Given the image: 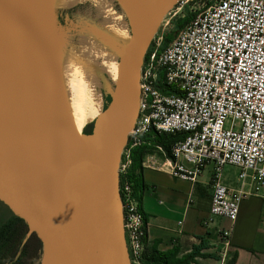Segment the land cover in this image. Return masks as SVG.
I'll list each match as a JSON object with an SVG mask.
<instances>
[{"label": "water", "instance_id": "95a60500", "mask_svg": "<svg viewBox=\"0 0 264 264\" xmlns=\"http://www.w3.org/2000/svg\"><path fill=\"white\" fill-rule=\"evenodd\" d=\"M179 0H122L131 39L110 101L66 163L69 125L46 0H0V204L42 247L43 264H130L118 164L137 117L139 69Z\"/></svg>", "mask_w": 264, "mask_h": 264}, {"label": "built area", "instance_id": "2783aa9c", "mask_svg": "<svg viewBox=\"0 0 264 264\" xmlns=\"http://www.w3.org/2000/svg\"><path fill=\"white\" fill-rule=\"evenodd\" d=\"M187 3L196 4L190 9L195 15L166 46V32L158 29L144 54L137 117L118 164L130 264H145V218L126 176L132 150L145 135L182 137L168 151L157 146L144 155L142 169L195 183L201 171L212 165L205 226L214 217L234 222L241 200L264 188V0H179L177 4ZM226 166L237 169L236 188L223 183ZM229 237V229L219 231L222 263Z\"/></svg>", "mask_w": 264, "mask_h": 264}, {"label": "crops", "instance_id": "0c3cea01", "mask_svg": "<svg viewBox=\"0 0 264 264\" xmlns=\"http://www.w3.org/2000/svg\"><path fill=\"white\" fill-rule=\"evenodd\" d=\"M138 201L145 218V243L155 244L158 251L176 250L177 256L189 253L201 240L206 244L203 254L193 264H264V188L239 203L237 218L214 217L207 226L211 189L206 183L173 178L155 170L143 169ZM223 183L238 186L237 179ZM198 202V206H197ZM196 208H200L197 213ZM230 230L227 258L222 263L219 252L224 248L219 231Z\"/></svg>", "mask_w": 264, "mask_h": 264}, {"label": "bare ground", "instance_id": "6f19581e", "mask_svg": "<svg viewBox=\"0 0 264 264\" xmlns=\"http://www.w3.org/2000/svg\"><path fill=\"white\" fill-rule=\"evenodd\" d=\"M83 2H90L94 7H97L101 9L103 12H105L106 16L108 14V16L110 15L111 17H114L120 20L121 14H123L127 18V11H126L125 5L122 2V0H117V5L120 7L121 13L116 12L114 7L106 0H46L48 13L51 16H52L54 9H66V8H70L72 6L81 4ZM87 25L82 24L80 30L89 36L91 34V31L87 29L86 27ZM94 29L98 31L99 34H101V36H104L107 40L120 41L124 44V46H126L131 39L130 26H129V22L127 21L126 22L124 21L120 25L112 24L110 26L105 27L104 29H100L98 25H96ZM107 40L105 41L107 42ZM61 42L62 40H60V36L58 35V33H57V37H55L54 25H53L52 43H53V49L55 53L57 71L59 75L63 104H64L65 111H66L67 122L69 125V134L67 137L66 148H65V160H66V163H71L77 157H79L83 152V129L84 127L92 123L96 118H98L101 115L102 108L96 105L94 101V97H97L99 100V96L96 92H92L91 97L88 95L89 89L87 87L88 85L86 86L85 84L86 82L85 78H86L87 73H89V70L91 71L92 64L87 55L88 54L87 51L84 50L86 49L85 46L83 49L82 48L80 49L79 53H77V51L75 53L70 50L68 53L63 54L61 51L62 49H60ZM105 43L104 45H106ZM108 43L109 42H107L106 46H108ZM112 44L114 43L112 42ZM109 48L111 49L110 46ZM112 50L113 52L117 54L118 58H120L122 50L117 51L116 48L113 47V45H112ZM118 66L119 64L117 60V61L112 62L111 70L109 69L110 70L109 72L111 73V79L114 84L116 83L117 78H118Z\"/></svg>", "mask_w": 264, "mask_h": 264}, {"label": "rangeland", "instance_id": "374dc122", "mask_svg": "<svg viewBox=\"0 0 264 264\" xmlns=\"http://www.w3.org/2000/svg\"><path fill=\"white\" fill-rule=\"evenodd\" d=\"M106 1H108L114 7L116 12L121 13L120 7L117 5V0H106ZM194 6H196V4L187 3V4H183V6H181V4H176L171 9V11L164 16L163 21L161 22L158 29L161 30L163 29L165 32H168V30L171 29L172 20L175 17L179 16L180 14L182 15L185 9L190 10L193 9ZM110 17L111 16L110 15L108 16V14L106 16V13L103 12L101 9L94 7L90 2H83L81 4L66 9H54L52 13L55 37H57V33H58V35L60 36V40H62V42L60 43L61 46L60 49H62L61 50L62 53L66 54L70 50L75 53L76 51L77 53H79L80 49L81 48L83 49L85 46L86 49L84 50L87 51L88 53L87 55L92 64L91 71L89 70V73H87L86 75L85 84L86 86L88 85L87 87L89 89V92H91V93L88 92V95L90 97L92 96V92H96L98 94L99 100L97 97H94V101L96 105L102 108V111L107 107L110 101L111 92L114 87V83L111 79V73L109 72L111 70V64L114 61L117 60L119 61L117 54L112 50V45L114 48H116L117 51H120L123 49L124 44L117 40H107L104 36H101V34H99V32L96 31L94 27L98 25L100 29H104L105 27L110 26L112 24L120 25L124 21L128 22V18H126L123 14H121L120 20L114 17L111 18ZM82 24L90 25V26L89 25L86 26L87 29L91 31V34L89 36L80 30ZM105 40H107V42L111 44L113 42L114 44L111 45L108 43V46H106L107 42ZM86 41L89 42L87 43ZM104 43L106 45H104ZM109 46L111 47V49L109 48ZM103 50L106 51L104 52ZM101 52L104 54H102ZM90 56L91 57L93 56L94 58L93 57L91 58ZM89 74L91 77L89 76ZM211 170H212V165L205 167L201 171L200 175L197 177V180L202 183L208 182ZM236 175H237V169L233 166H226L222 170V179L225 180L226 182L228 181L233 182L235 180ZM208 187L210 188V186ZM197 206H198V202H197ZM196 210L198 213L200 208H196ZM9 214L10 213L7 211V209L0 204V224L6 221ZM35 264H43L42 257Z\"/></svg>", "mask_w": 264, "mask_h": 264}, {"label": "trees", "instance_id": "16d2710c", "mask_svg": "<svg viewBox=\"0 0 264 264\" xmlns=\"http://www.w3.org/2000/svg\"><path fill=\"white\" fill-rule=\"evenodd\" d=\"M195 15V12L185 9L183 14L172 20L171 29L163 37V46H166ZM92 130V123L86 125L83 133L89 134ZM182 134H157L151 133L143 137L144 141L140 146L132 150L131 165L127 171V177L131 184L132 194L138 199V192L142 186L141 161L144 155L155 151L157 146L168 151L172 142L181 138ZM121 181V179H120ZM25 224L18 218L9 214L6 221L0 224V264H35L42 254V247L34 235H26ZM143 260L145 264H191L196 257H213L200 252L206 244L203 240L198 245L192 247L191 251L183 256H177L176 250L167 252L158 251L155 244H146L144 240ZM234 261L232 257L227 264Z\"/></svg>", "mask_w": 264, "mask_h": 264}]
</instances>
